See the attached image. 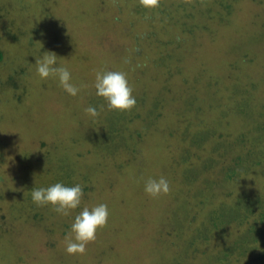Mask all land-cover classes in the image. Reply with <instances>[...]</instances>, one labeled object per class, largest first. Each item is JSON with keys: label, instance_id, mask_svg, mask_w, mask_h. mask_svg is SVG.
<instances>
[{"label": "rangeland", "instance_id": "1", "mask_svg": "<svg viewBox=\"0 0 264 264\" xmlns=\"http://www.w3.org/2000/svg\"><path fill=\"white\" fill-rule=\"evenodd\" d=\"M226 1L159 0L155 25L139 0H0V264H264V0ZM153 28L159 47L137 40ZM44 52L77 96L37 76ZM100 70L127 73L135 107L107 109ZM160 177L170 192L145 194ZM56 182L84 186L68 216L32 202ZM100 203L106 226L69 255L75 215Z\"/></svg>", "mask_w": 264, "mask_h": 264}, {"label": "clouds", "instance_id": "2", "mask_svg": "<svg viewBox=\"0 0 264 264\" xmlns=\"http://www.w3.org/2000/svg\"><path fill=\"white\" fill-rule=\"evenodd\" d=\"M139 4L146 10L159 6V0H139ZM35 60L36 74L41 80L53 78L58 80L59 86L72 97L77 96L83 85L72 83V74L68 68L58 65L57 56L53 52H44ZM92 87L95 95L106 102L110 111H129L136 105V97L133 95L127 73L123 71L100 70L95 73ZM103 110V105L88 106L85 109L90 119H95ZM170 184L167 179L148 178L144 182L143 191L153 198L167 195L170 192ZM84 196V186L76 183L68 186L62 182H56L48 187L33 188L31 199L37 206L51 205L54 211L62 216L80 207ZM109 208L105 203L97 204L91 209L84 207L75 215L69 229L70 237L66 234L65 251L69 255L83 254L88 243L96 239L97 230L106 226L109 218Z\"/></svg>", "mask_w": 264, "mask_h": 264}, {"label": "trees", "instance_id": "3", "mask_svg": "<svg viewBox=\"0 0 264 264\" xmlns=\"http://www.w3.org/2000/svg\"><path fill=\"white\" fill-rule=\"evenodd\" d=\"M62 1L63 0H49V2H51V4H53V8L55 7V9H57L56 7H60L61 6V4H62ZM202 2H206V3H208V4H211V7H215V8H218V10H221V11H224V10H226V13H228L229 12V4L230 3H228L226 0H202ZM42 7L41 6H38V5H36L35 3H34V13H39L42 9H41ZM138 8H135L134 10L136 11ZM60 10V9H59ZM146 10V9H145ZM198 12V11H197ZM61 13V14H60ZM60 15H58V17L59 18H64V17H62V14L65 16V14L63 13V11L62 10H60ZM145 14L147 15V17H149V18H151V23H153V22H155V25H157V23L156 22H159L158 20H160L161 21V19H158V16L159 17H161V18H164V12L159 8V7H157V8H155V9H151V10H148V11H146L145 12ZM199 15H203V16H205V18L206 17H208L209 19L210 18H213V16L214 15H212V12H211V10L210 9H208V10H206L205 12H202L201 14L199 13ZM194 16V14H192L191 15V19H193L192 17ZM158 19V20H157ZM56 20V19H55ZM163 20V19H162ZM57 21V20H56ZM190 24V23H189ZM155 25H154V27H155ZM192 26H193V24H191ZM186 25H183V26H180L183 30H181V32L183 33V35H185V30H189V29H187L188 27L186 26ZM148 32H146V33H142V34H140L139 35V39H137V40H147L148 38H151L152 40H155V37H153L154 36V34H158V35H161V36H164V35H166L167 34V32H161V31H155L154 30V28H153V30L151 31L150 29H148L147 30ZM153 35V36H152ZM160 36V37H161ZM185 38H186V36H184ZM16 38V40H17V38L19 39V37H15ZM170 39H172V36H170ZM175 39V38H174ZM156 41V40H155ZM159 39H158V41H156L157 43H158V46L157 47H159ZM135 43L137 44V42L135 41ZM169 43H171V40H169ZM56 44V43H55ZM167 44H168V42H167ZM57 45V44H56ZM161 47H166V45L164 44V45H162ZM138 51H139V49H137L136 50V53H138ZM4 59V55H3V53H2V51L0 50V62L2 61ZM64 59V58H63ZM169 69H172L170 66H167V69H166V71H165V73L163 72V74H161L160 75V77H161V79H163L164 81H165V79L167 78V76H166V72L168 73V71H169ZM174 70V69H173ZM179 72L180 71H178V70H175V75H178L179 74ZM13 77V75H11V77L9 78V81L11 82V80L13 79L12 78ZM8 78V77H7ZM6 79V77L4 78V80ZM16 86V85H15ZM17 88V87H16ZM1 103V102H0ZM10 106H12V108H13V103L12 104H10ZM11 108V109H12ZM15 108L18 110V106H15ZM1 110H3V108H0V111ZM240 204V203H239ZM241 206V205H240ZM251 207V206H250ZM245 209H250L251 211H252V213L251 214H253V209H251V208H249V207H246ZM250 210H248V211H246L247 213H250L251 211ZM234 212H237L238 213V211H235V210H233ZM236 216H233V217H237V220H239L240 221V219H241V216L239 215V214H235ZM260 221H259V225H260V233H256L257 234V236L258 237H262L263 235H264V215H261L260 216ZM224 219H228V217H225ZM229 222V219L228 220H226V222H225V224L226 223H228ZM263 225V229L261 228V226ZM253 231H256V229L254 228L253 229Z\"/></svg>", "mask_w": 264, "mask_h": 264}]
</instances>
